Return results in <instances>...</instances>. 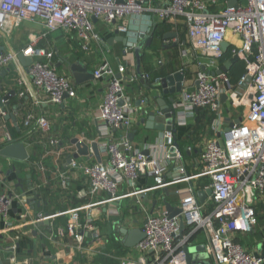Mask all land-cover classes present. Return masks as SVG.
<instances>
[{
    "label": "crops",
    "instance_id": "obj_1",
    "mask_svg": "<svg viewBox=\"0 0 264 264\" xmlns=\"http://www.w3.org/2000/svg\"><path fill=\"white\" fill-rule=\"evenodd\" d=\"M144 1L146 7H151L166 0ZM231 1L222 0L216 5L209 6V11L219 13ZM236 1L239 4L246 3V0ZM124 22L127 23L129 34L117 31V26ZM95 29L103 41L100 43L92 41L89 51L82 49L81 41L74 32L58 30L46 35L43 27L33 22H23L16 28L8 29L2 39L3 54L7 52L19 54L31 45L32 40H37L36 46L39 48L53 51V63L57 72L71 78L76 87L77 97L69 98L61 105L45 103V91L39 90L32 83L29 73L32 65L25 66L19 59L0 70V99L6 98L3 102L5 105L9 103L6 105L7 114L16 115L24 134L19 141L26 144L29 153L27 161L0 156V191L16 188L17 192L24 196L20 205L16 204L10 214L13 226L6 231L3 227L4 221H0V264H119L123 259L152 261V253H141L137 247L131 249L125 247L126 237L121 233L123 228L144 230L147 215L138 209L137 200L140 198L151 213L152 210L156 212L166 210V204L179 208V191L191 188L195 190L197 198L199 193H207L209 179L200 176L202 150L206 142L220 138L223 130L239 124L248 112V101L244 100L239 106L237 102L233 104V100L230 101L229 95L223 94L222 97L227 98L222 101L221 97L218 114L208 109L196 110L195 117L189 118L185 125H176L174 135L183 158L182 164L187 174L192 177L186 182H176L180 174L178 166L172 159L173 156L164 150L152 149L162 142L165 131L148 129L145 124H141L142 119H148L150 110H156L157 114H160L161 106L152 100L149 87L169 74L186 70L183 92L192 89L196 87L197 74L205 68L208 58L192 48L188 27L182 18L169 22H154L152 14L146 11L144 14L133 15L123 22L117 21L112 25L95 21ZM142 35L152 37L153 43L150 47L142 49L138 63L134 45L141 41ZM122 36L129 37L127 47L119 39ZM225 42L229 45L230 55L233 48L242 46L241 38L232 34L227 36ZM32 57L33 63L43 59ZM231 58H222L218 62V67L221 69ZM71 64H79L93 75L99 69H108L117 76L121 75L127 97L132 107L139 111L133 116L131 130L114 131L112 135L118 138L128 132L129 139L136 148L147 152L148 155L168 157L172 163L166 174V181L171 183L167 187L154 189L153 180L148 176H142L135 187L128 183L122 185L119 200L112 203L101 202L94 207L92 211L95 215V226L100 233L98 239L94 238L92 231H86L83 226H79L73 234H69L66 228L71 211L82 208L81 215L85 219L87 205L102 201L103 197L99 199L82 197L80 193L86 194L89 186L81 173L70 169L71 153L65 152L60 156L50 153L43 157L44 145L41 144L39 133L31 128L32 135L27 138L29 129L24 124L29 113L35 116L47 115L52 125L49 136L59 140L64 147L71 146L70 151L74 152L76 148L72 146L71 140L78 136L84 134L86 140L90 141L89 146L103 140L109 127L99 115L109 78L96 79L94 75L92 80L78 84L73 77ZM237 64L230 71H235L236 79L240 80L244 72L236 68ZM121 66L125 68L122 74L119 73ZM139 72L141 76L138 75ZM249 91L248 85L238 89V95L241 97ZM183 92L176 95L179 100H182ZM169 97L171 95H165L163 99L167 100ZM1 105L2 102L0 145L7 146L4 134L8 131L12 136V129H15V126L1 114L3 111ZM132 133L135 135L131 139ZM35 155L36 159H32ZM89 158L80 156L77 159L82 162L96 161L94 156L91 160ZM63 178L68 179L67 186L64 185ZM203 205L207 212L210 211L212 206L210 194L204 198ZM254 206L256 223L252 231L237 232L234 238L249 252L264 259V193L258 196ZM41 215L43 219L40 218ZM188 232V229L182 227V233L189 234ZM209 244L208 233L200 230L191 236L188 247L195 252L198 251L193 254L195 259H200L202 255L214 263L212 255L208 254Z\"/></svg>",
    "mask_w": 264,
    "mask_h": 264
},
{
    "label": "built area",
    "instance_id": "obj_2",
    "mask_svg": "<svg viewBox=\"0 0 264 264\" xmlns=\"http://www.w3.org/2000/svg\"><path fill=\"white\" fill-rule=\"evenodd\" d=\"M221 1L166 0L146 7L144 0H0V47L7 30L23 22L40 24L46 35L58 30L74 32L81 41L82 49L89 51L92 41H103L96 32L94 19L112 25L146 11L152 14L154 22L182 18L187 24L192 48L208 58V63L205 70L197 74L198 85L184 91L182 100L178 99L175 104V126L185 125L189 118L195 117L196 110L208 109L218 114L223 94L229 95L230 101L239 106L244 100L248 101V112L243 120L223 130L220 138L207 141L202 150L200 176L209 179L208 189L212 191L210 211L207 212L205 205L199 202L195 190L179 191L182 220L189 230V234H184L179 216L170 218L166 210H152L150 213L139 198L138 209L147 215V220L143 230L146 238L137 248L141 253H152L153 260L123 259L119 264H187L185 247L191 236L200 230L209 235L208 254L212 255L213 264H264L263 257L249 252L234 238L237 232L252 231L256 223L254 204L258 196L264 193V0H246L245 4L237 2L236 6L228 5L219 13L209 11V6ZM117 30L123 34L130 32L123 23L117 26ZM229 34L240 37L242 42L241 47L232 49L231 57H239L246 65V71L237 84L231 82L228 73H216L220 69L218 62L224 57L222 45ZM36 43L37 40H32L24 53L43 58L32 64L29 73L33 85L45 91V103L61 105L66 102V95L68 99L76 98V87L71 78L60 75L54 66V52L43 50ZM18 55L16 52L2 54L0 70L18 61ZM124 71L125 68L121 66L119 73ZM94 75L96 79L109 78L99 115L109 129L102 141H96L102 161L73 159L69 166L71 170L81 173L89 186L86 194L80 193L82 197L103 198L87 205L85 219L81 215L82 208L71 211L66 230L73 234L79 226H83L98 239L100 233L95 226L94 207L101 202L119 200L122 185L128 183L135 187L142 176L153 180L154 189L167 187L171 183L166 181V174L172 163L168 157L145 155L129 139L128 132L118 138L112 135L114 131L121 130V126L122 131L131 130L133 116L139 110L132 107L122 79H118L113 71L99 69ZM146 77L149 78L148 75ZM248 77L252 78L248 84L250 91L240 97L238 89L243 88L242 84ZM121 101H124L123 106L120 105ZM1 114L5 117L7 112L2 111ZM24 124L29 129L27 138L32 135L31 128L39 133L44 145L43 157L50 153L58 156L65 152L71 155L76 153L70 151L71 146L64 147L59 140L49 136L52 125L47 115L29 113ZM76 138L89 146L90 141L86 140L84 134ZM4 140L8 145L16 142L8 131L4 134ZM152 149L164 150L169 154L174 149L173 158L169 157L178 166L180 175L176 182L191 180L182 164L183 158L174 132L165 131L162 142ZM89 153L93 154L91 148ZM63 183L67 186L68 179L63 178ZM23 197L16 188L0 191V221H4L6 231L13 226L10 214L16 204L20 205ZM40 218L43 219V216Z\"/></svg>",
    "mask_w": 264,
    "mask_h": 264
},
{
    "label": "water",
    "instance_id": "obj_3",
    "mask_svg": "<svg viewBox=\"0 0 264 264\" xmlns=\"http://www.w3.org/2000/svg\"><path fill=\"white\" fill-rule=\"evenodd\" d=\"M236 5H237L236 0H232L229 4V6H236ZM94 21H96V19H94ZM124 24L127 25V23H124ZM116 34H119V32H116ZM164 38H165V36H164ZM119 39L123 41V43L126 47L128 46L129 37H126V36L123 37L122 36V37H119ZM140 39H141V41H138V43H136V46L134 45V54L136 56L138 63H140L142 49L144 47H150L153 43V38L146 36V35L140 36ZM222 47H223L224 54L228 53V49H229L228 43L224 42ZM3 52H4V47L1 46L0 47V56L3 54ZM18 59L25 66L32 65L33 61H34L33 57L27 56L24 53V51L19 53ZM239 62H240L239 57H233L227 63H225V65L223 67H221V69L216 71V73H218V74L219 73H228L231 70V68ZM202 70L204 71L205 68H203ZM71 71L73 73V77L75 78V80L78 84H82V83H85L87 81H90L94 77L93 74L89 73L85 68L81 67V65H79V64H71ZM138 75L141 76L140 72L138 73ZM117 78L121 79L122 77H121V75H119V76H117ZM185 79H186V70H182V71H178V72L167 75L165 78L161 79L158 83L152 84L149 87V91L152 94V100L156 101V103H158L161 106L160 113L162 115H158L156 110H150L148 112V119L147 120L142 119L141 124H145L148 129H153L156 131H161V132L162 131H168V132L172 131V132H174V130L176 129V126L174 124V118L176 115V110H174V106L178 101V98L176 97V95L181 94L183 92ZM251 80H252V78L248 77L246 79L245 83L242 84L243 87H247V85L251 82ZM196 85H198V84L196 83ZM158 93L160 95H158ZM165 95H171V97H169L167 100H164L163 96H165ZM65 98L68 99V96L66 95ZM226 98H227L226 96L222 97V101H223V99L226 100ZM5 100H6V98L0 99V102H2L1 108L3 109V111H6V105L9 104V103H7L5 105L3 103ZM147 102H148V99H147ZM120 105L123 106L124 101H121ZM5 119L7 121H11L14 124L16 130L20 131V126L18 124V119H17L16 115H14L13 113L6 114ZM239 122H241V121H239ZM232 126L233 125H231L230 127H232ZM120 129L122 130L123 126H121ZM134 135H135V133L130 134V138L132 139L134 137ZM71 144L75 146L76 153H74L70 157L69 163L73 159H77L80 156H82V157L85 156L87 158H89V157L91 158L92 156H94L97 162L100 163L102 161L100 151H99V146H98L97 142L92 143L91 146L89 147L86 143L79 141L78 138H74L71 140ZM90 148L93 151L92 155L89 153ZM174 152H175V150L172 149L170 154L172 155ZM145 155H148V153L146 152ZM0 156L5 157V158H10V159H15L18 161H27L29 159V153L27 150V146L23 141H17V142H14L12 144H9V145L3 147L0 150ZM211 193H212L211 190H208L207 193H204V192L199 193L198 194L199 202L201 204H203L204 198L206 197V195L207 194L211 195ZM175 208H173L169 204H166V211L168 212V216L170 218H174L176 216H179L182 220L181 209L177 208V207H175ZM181 226L184 227L183 220L181 221ZM121 233H122V235H124V237H126L124 245H125V247H127L129 249L137 247L146 238V233L141 229L123 228L121 230ZM185 251L187 253V264H213L211 260H206L207 257L203 258L202 255H201L200 259H195L193 257V254L196 252L198 253V251L195 252L191 248H189L188 246L185 247Z\"/></svg>",
    "mask_w": 264,
    "mask_h": 264
},
{
    "label": "trees",
    "instance_id": "obj_4",
    "mask_svg": "<svg viewBox=\"0 0 264 264\" xmlns=\"http://www.w3.org/2000/svg\"><path fill=\"white\" fill-rule=\"evenodd\" d=\"M231 57V55L229 54V53H226V54H224V59H227V58H230ZM236 68H240L241 69V71L242 72H244L245 73V71H246V65H245V63L244 62H239L237 65H236ZM228 75L230 76V78H231V82L233 83V84H236L237 83V81L239 80H237L236 79V74H235V71H229L228 72ZM12 138H13V140L14 141H19L22 137H23V131H22V128H21V126H20V131H17L16 130V128L15 129H12ZM6 145L5 144H1L0 145V150L3 148V147H5ZM32 159H36V155H35V158L33 157Z\"/></svg>",
    "mask_w": 264,
    "mask_h": 264
},
{
    "label": "rangeland",
    "instance_id": "obj_5",
    "mask_svg": "<svg viewBox=\"0 0 264 264\" xmlns=\"http://www.w3.org/2000/svg\"><path fill=\"white\" fill-rule=\"evenodd\" d=\"M43 49V48H42ZM43 50H45V49H43ZM209 141V140H208ZM207 143V142H206Z\"/></svg>",
    "mask_w": 264,
    "mask_h": 264
}]
</instances>
